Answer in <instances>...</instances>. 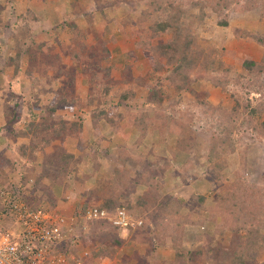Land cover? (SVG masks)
<instances>
[{
    "label": "rangeland",
    "instance_id": "obj_1",
    "mask_svg": "<svg viewBox=\"0 0 264 264\" xmlns=\"http://www.w3.org/2000/svg\"><path fill=\"white\" fill-rule=\"evenodd\" d=\"M161 19L173 27L160 41L193 34L201 50H219L228 73L198 66L177 93L167 76L173 65L163 58L158 63L160 57L144 48L153 22ZM254 35L264 37V0H0V188L16 186L37 208L65 216L109 197L123 201L124 192L131 195V215L153 223L149 234L168 233L149 256L146 235L119 232L123 247L92 264H229L209 253L224 250L233 236L234 219L215 195L224 196L226 184L239 178L261 189L264 208V133H257L260 123L244 121L245 107L264 104V71L254 79L242 66L264 54ZM16 40L22 52L36 54L29 65L23 53L18 70ZM74 49L83 52L82 63L75 62ZM146 80L171 102L145 105ZM172 106L178 111L168 121L162 112ZM147 111L155 120L142 122L144 133L131 120ZM224 126L234 151L209 163L211 139ZM31 148L33 160L23 159ZM60 158L69 163L58 166ZM213 164L223 185L212 192L206 179L214 177ZM139 179L143 185L132 190L130 182ZM7 216V228L15 231L16 219ZM106 231L91 226L88 236L60 251L84 261L82 250L90 253L85 240ZM94 240L95 251L112 248L105 239L100 246ZM252 264H264V252Z\"/></svg>",
    "mask_w": 264,
    "mask_h": 264
},
{
    "label": "trees",
    "instance_id": "obj_2",
    "mask_svg": "<svg viewBox=\"0 0 264 264\" xmlns=\"http://www.w3.org/2000/svg\"><path fill=\"white\" fill-rule=\"evenodd\" d=\"M252 0H249L251 2ZM248 3V0H246ZM221 26H227L226 22H221ZM173 24L165 19L161 20H156L153 22L151 28H150V34L148 35V39L144 43V48L150 53H154V55H157L158 59H160L161 63L162 58L165 59L166 64L168 66L173 65V67L170 70V73L167 75L168 76V81L170 83H173L176 89L177 93H180L181 90L184 89V87L187 85V83L190 81L189 80V74H191V71L194 70L196 67H201L204 72H223L224 74H227V70L224 68L223 62L220 57L219 50H201L199 46L196 43V40H193V34L192 37L189 35L186 31H183V34L179 36H174L170 41L168 42H163L160 41L162 36L165 33L171 32L172 31ZM174 34V33H173ZM13 36V35H12ZM14 37V36H13ZM26 37V36H25ZM14 38H18L15 36ZM13 38V39H14ZM20 38V37H19ZM18 38V39H19ZM255 39L256 42H258L260 45L264 46V37L262 36H257L254 35L252 37ZM156 39V41H154ZM159 39V40H157ZM198 47H197V46ZM196 47V48H195ZM2 48V47H1ZM23 48V45L19 42V40H16V57L13 59V63H15V70H18L17 64L18 62L21 63V59L26 55L28 57V63L29 65L32 64V61H34V58L36 54H31L30 55V49L27 48L25 51H21ZM23 55V53H25ZM73 55L75 56V62L77 63H82L83 60V52L81 50H76L74 49ZM1 57V56H0ZM1 59V58H0ZM7 61L10 60V58H6ZM0 62L2 64L5 63V59H1ZM264 54L261 58L260 62H254L252 60H245L242 62L243 68L247 71L248 75L251 78L256 77L257 75L262 74L264 71ZM256 79V78H254ZM179 80V81H178ZM191 82V81H190ZM145 88L147 89V99L144 101V104L150 107L155 108L157 105H161L162 103L166 102H171L173 99L172 96L169 94H166L164 91L161 89L157 88V84H149L148 80L145 82ZM258 91V90H256ZM120 101H125L127 99L126 94H122ZM175 98H179V94L174 95ZM173 105V103L171 104ZM58 108L57 104H54L52 106V110L55 111ZM178 109L175 106L171 107V110H164L162 112L163 115L167 118L168 121L171 120V118L168 116L172 114L173 116L176 114ZM244 112L246 113V116L244 118L245 122H257L258 128H256L258 134H263L264 133V104H260L259 107L256 108H251V107H245ZM169 113V114H168ZM116 118L119 117V114L117 113L114 115ZM121 117V116H120ZM153 118L155 120V117L152 116L151 111H147L141 114V116H134L131 120L136 122V125H139L141 127L142 132H146L148 130V126L145 124V126L142 124L144 121H148L150 118ZM169 117V118H168ZM164 118V117H163ZM159 121L162 119L161 116L157 117ZM249 119V120H248ZM177 122V121H176ZM175 122V123H176ZM250 122V123H252ZM142 126H140V124ZM178 123V122H177ZM63 127H68L67 122L63 121L62 122ZM179 124V123H178ZM39 126V124H36ZM256 126V125H255ZM35 129V128H34ZM231 130L229 127L224 126L223 129L221 130L220 134L217 135L216 137L211 139V145H210V151L208 154V161L209 163H212L214 158H219L224 156L225 154L232 153L233 150V144L231 141ZM34 152V148L30 149V153H23V159H26L27 156L28 159L33 160L35 155L32 154ZM27 154V155H26ZM32 157V158H31ZM63 161V162H62ZM57 162H62V163H56L58 166L59 164L66 165L65 162L69 163V160H64L60 158L57 160ZM211 169H213V178L210 181L206 179V182L210 185V189L213 192V189H217L218 187H222L223 181L219 180L218 173L220 171L219 167L217 164H213L211 166ZM123 176V173L117 174V178L121 181V178ZM108 186L110 187L109 190H113V187L109 183V180L104 181ZM143 181L139 180H134L130 182L131 189L136 188L138 185H143ZM119 185L122 184V182L118 183ZM125 185V184H124ZM122 186V185H121ZM126 186V185H125ZM4 193L9 194L10 196V201L11 202H17V204H22L23 207H26L30 212H34L37 209L36 204H32V202L29 200L30 198L18 190H16V186H8V187H3L1 188ZM223 189V188H222ZM224 191V196L221 194L216 196L214 200L216 202L221 203L219 201L223 200L224 205L227 206V211L229 209V214H231L232 218L234 219L233 227L231 231L233 232V236L231 237V243L229 244L228 247H226L224 250H219L215 253V249H211L209 253L214 254L215 260H220V261H228L229 264H249L252 261L257 258V256H260L262 252H264V208L262 206V199H261V189L258 188L257 186L253 185H248L245 182H242L241 179L237 178L234 179V181L228 182L226 184V189ZM93 193H90L91 198L89 199V203H94L95 202V195ZM148 195V193L146 192ZM121 198H124L123 201L119 197H109L107 198L104 203H102L100 208L109 210V211H114L117 208H124L128 213H131L132 206H131V195H124L120 194ZM140 199V198H139ZM137 199V204H142V201L144 200H139ZM202 199V198H201ZM203 200V199H202ZM220 205V204H218ZM94 206L93 204H84L83 208L81 210L76 211V213H80L83 210L87 209L88 207ZM2 209V206H0ZM51 209V208H50ZM4 211V210H1ZM6 211V210H5ZM141 219V218H140ZM142 220V225L140 227H137L133 230H130L131 234H144L146 235V243L150 245L149 249V256L153 254V250L155 251V245L158 244L160 245L163 243V239L169 237L167 232H162L160 230H157L154 235L152 236L149 234V231L151 227L153 226V223L151 220L147 219L145 220L144 218ZM95 228L99 226H103L107 228L106 232H101L104 234L100 235H95L93 237L89 236L85 242L84 245L90 249V253H88L84 264H92V261L96 257H111V255L115 254L118 250L119 247H123V241L119 240L118 233L119 230L118 228L106 223V222H97L93 225ZM162 226H159L161 229ZM240 230H245L246 234L243 236L238 234V231ZM261 230V232H260ZM149 234V235H148ZM148 235V236H147ZM106 236V237H102ZM134 236V235H133ZM167 236V237H166ZM173 239H176V235L174 232L172 233ZM95 238H98V246L101 245L102 242H104V239L106 240L107 244H112V248L108 249L106 245L104 244L103 247L100 248V250L95 251L93 249V245L96 240ZM109 238V239H108ZM91 240V241H90ZM136 240V239H135ZM236 240V241H235ZM245 241L243 244L242 242ZM147 254V255H148ZM114 256V255H113ZM146 258V257H145ZM214 261V260H212Z\"/></svg>",
    "mask_w": 264,
    "mask_h": 264
},
{
    "label": "built area",
    "instance_id": "obj_3",
    "mask_svg": "<svg viewBox=\"0 0 264 264\" xmlns=\"http://www.w3.org/2000/svg\"><path fill=\"white\" fill-rule=\"evenodd\" d=\"M0 201V264H84L72 254L60 251L61 248L68 242L79 243L78 239L88 236L91 226L97 222H106L119 232H129L142 225L141 219L124 208L109 211L91 206L70 216L43 208L30 212L21 204L11 202L9 194L2 189ZM7 214L16 219L15 231L6 226ZM87 255L82 250L81 257Z\"/></svg>",
    "mask_w": 264,
    "mask_h": 264
},
{
    "label": "clouds",
    "instance_id": "obj_4",
    "mask_svg": "<svg viewBox=\"0 0 264 264\" xmlns=\"http://www.w3.org/2000/svg\"><path fill=\"white\" fill-rule=\"evenodd\" d=\"M1 189V188H0ZM0 203H1V201H0ZM21 204V203H20ZM22 205V204H21ZM128 233V232H127ZM85 261V260H84Z\"/></svg>",
    "mask_w": 264,
    "mask_h": 264
}]
</instances>
